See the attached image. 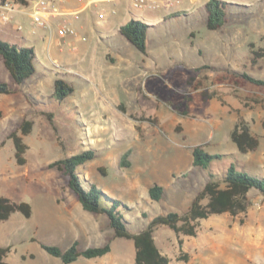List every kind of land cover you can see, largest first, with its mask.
I'll return each instance as SVG.
<instances>
[{"label": "rangeland", "instance_id": "rangeland-1", "mask_svg": "<svg viewBox=\"0 0 264 264\" xmlns=\"http://www.w3.org/2000/svg\"><path fill=\"white\" fill-rule=\"evenodd\" d=\"M169 1L144 9H135L133 0L91 7L72 18L78 40L34 31L30 8L0 21V39L34 48L37 69L18 85L0 57V82L15 89L0 94V195L33 209L30 218L16 212L0 222V247H12L8 263L63 264L42 244L66 250L79 241L82 250L107 243L112 249L72 264H136L133 241L116 238L106 215L85 211L68 177L51 167L87 150L96 157L78 168L80 177L122 203L133 233L158 215L188 212L211 174L220 177L232 164L264 177V86L242 78L264 80V0H223L229 22L214 31L206 25L210 0ZM100 7L117 13L101 18ZM131 20L149 26L147 54L119 31ZM57 79L75 89L64 101L55 98ZM26 120L33 122L24 136L27 163L18 165L9 136L21 134ZM241 120L260 139L255 151L241 153L231 139ZM198 145L222 155L208 170L193 165ZM129 150L130 166L123 167ZM154 184L166 190L160 202L149 195ZM250 200L247 213L202 220L196 237L158 226L157 245L170 264H264V195L252 190ZM222 231L238 233L237 248L215 246ZM241 236L248 237L245 248Z\"/></svg>", "mask_w": 264, "mask_h": 264}, {"label": "trees", "instance_id": "trees-1", "mask_svg": "<svg viewBox=\"0 0 264 264\" xmlns=\"http://www.w3.org/2000/svg\"><path fill=\"white\" fill-rule=\"evenodd\" d=\"M5 1V0H4ZM21 5H29L27 0H14ZM207 13V28L209 30H219L228 22L227 9L228 3L223 0H210L205 4ZM148 24L131 20L122 25L119 29L123 35L140 52L147 54V34ZM256 55L261 53L255 52ZM0 57L3 60L5 68L11 74L18 85H23L33 77L36 72V52L32 47H21L8 41L0 39ZM242 78L246 83L257 86H264V80L243 73ZM75 91L74 87L66 80L57 79L55 81V98L58 101H64ZM15 89L5 82H0V94H14ZM1 118V115H0ZM151 121V119L149 118ZM33 122L26 120L22 123L20 130L14 131L9 138L15 145V158L18 165L27 163L26 153L28 145L24 142V136L32 132ZM231 139L241 153L255 151L260 146V139L255 136L244 121H238L231 133ZM4 145L2 143L0 148ZM131 150L127 151L121 160L123 167L130 166L129 157ZM193 165L202 170L210 169L212 163L222 157V155L209 153L204 145H198L192 149ZM96 157L94 150H87L80 154L54 162L51 167L57 168L63 175L68 177V185L77 196L83 209L95 215H106L109 219V225L114 230L116 238L131 240L135 246L136 264H170V258L163 254L155 240L154 233L158 226H167L178 236L196 237L199 232L202 220L209 219L213 215L230 214L237 216L247 213L250 206V192L258 190L264 195V177L249 173L246 170H240L232 164L227 172L216 177L211 174L210 180L204 188L195 196L191 206L185 214L169 212L154 217L148 227L139 232L133 233L129 229V222L122 210V203L107 194L97 184L83 180L78 168ZM105 173V169L101 168ZM166 190L164 186L154 184L149 189V195L152 200L160 202L165 197ZM19 212L26 218H30L33 209L28 202H14L11 199L0 195V222L10 219V217ZM180 239V245H183ZM42 248L51 256L61 259L63 264H72L81 257L94 259L103 257L111 252V244L107 243L101 247H89L80 249L79 241L63 250L56 245L42 244ZM12 247H0V264H10L6 261ZM34 258V255H30ZM24 259L27 256H23ZM181 260L189 261L187 255H183Z\"/></svg>", "mask_w": 264, "mask_h": 264}, {"label": "built area", "instance_id": "built-area-1", "mask_svg": "<svg viewBox=\"0 0 264 264\" xmlns=\"http://www.w3.org/2000/svg\"><path fill=\"white\" fill-rule=\"evenodd\" d=\"M71 1L78 2L79 8L70 10L67 8V4ZM122 0H30V4L25 6L16 3L14 0H0V21L7 23L10 21V14L16 10H22L23 8H30V14L34 31L37 28L48 29L50 35L56 31V34L60 39L67 40L72 38L79 39V32L73 25V17L78 18L80 14L85 12L91 7H99V4L118 2ZM159 0H133V7L135 9H144L157 5ZM169 6H173L174 2L170 0ZM116 9H111L110 13L107 12L105 7L97 8V14L104 18L110 14H116ZM22 25L17 27L18 30H22Z\"/></svg>", "mask_w": 264, "mask_h": 264}, {"label": "crops", "instance_id": "crops-1", "mask_svg": "<svg viewBox=\"0 0 264 264\" xmlns=\"http://www.w3.org/2000/svg\"><path fill=\"white\" fill-rule=\"evenodd\" d=\"M30 4V0H27ZM80 4L78 2H74V1H71L67 4V8H69L70 10H75L77 8H79ZM74 24V22H73ZM238 233L237 232H226V231H222L220 234H219V237H217V243H215V246H217V244L219 245V248H222V246H227L230 250L232 248H237V242H238ZM242 240V245L245 246L247 245V240H248V237H244V236H241L240 237ZM232 253H230L228 256H231ZM100 258V257H98ZM229 258V257H228ZM8 259V256L6 258V261ZM96 259V258H94ZM79 260V259H78ZM77 260V261H78Z\"/></svg>", "mask_w": 264, "mask_h": 264}]
</instances>
